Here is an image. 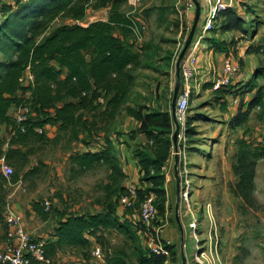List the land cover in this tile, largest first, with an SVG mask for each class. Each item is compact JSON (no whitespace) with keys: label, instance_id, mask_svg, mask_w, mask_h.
I'll list each match as a JSON object with an SVG mask.
<instances>
[{"label":"rangeland","instance_id":"rangeland-1","mask_svg":"<svg viewBox=\"0 0 264 264\" xmlns=\"http://www.w3.org/2000/svg\"><path fill=\"white\" fill-rule=\"evenodd\" d=\"M222 1L237 6L246 22L245 30L221 31L213 21L212 29L200 41L201 55L186 84L191 92L183 120L175 122L172 116L175 88L178 84L179 89L185 86L181 65H176L192 26L195 5L186 20L183 14H187L185 8L190 0H134V5L125 0L121 11L134 17L143 29L139 38L129 34L128 42L138 55L139 64L130 71L129 91L114 115L110 116L109 96L98 89L100 95L94 104L79 107L74 123L64 127L61 122L46 125L44 137L28 144L33 153L23 168L16 169L0 155V166L2 162L12 168L6 178L10 180L13 174L18 177L16 182L6 183L4 217L9 212L20 214L25 229L35 232L30 233L33 238L37 234L50 240L61 218L97 212L108 195L120 214L143 226L133 233V238L108 229L99 242L89 236L84 247L53 246L47 252L48 262L43 264H112L115 252H122L126 264H132L135 261L131 253L137 246L161 249L168 258L167 264H264V160L256 161L251 200L236 197L230 191L237 181L232 165L239 149L263 144L264 105L250 103L258 96L264 103V0ZM14 2L0 0V5ZM209 8L211 4L204 8L202 17L200 12L198 25L205 22ZM108 16L109 7H90L83 21L58 18L52 27L62 23L86 26L106 21ZM206 38L225 41L224 49H215ZM205 54H212L207 68L200 65L204 64ZM85 56L90 60L89 52ZM224 57L240 66L243 79H233L231 85L215 92L210 80L215 73H221ZM203 69L206 75L201 73ZM253 75H257L256 79H252ZM128 109L171 114L167 137L172 147L161 170V186L141 179L139 160L141 156L151 157L150 141L138 131V122ZM39 111L33 106L28 112L34 119L54 116L53 109H45V116ZM9 113L17 117L13 108ZM187 129L190 136L185 135ZM10 137L1 126L0 138L7 143ZM109 144L116 158L115 169L106 164L81 171L71 162L70 157L76 153L89 147L98 148L96 152ZM133 187L135 196L123 206L121 196ZM148 196L153 198L156 214L149 222H143L141 205ZM45 201L50 204L45 210L49 218L43 221L29 211L32 204ZM7 230L6 225H0V236L4 235L0 250L12 243L5 238Z\"/></svg>","mask_w":264,"mask_h":264},{"label":"trees","instance_id":"trees-1","mask_svg":"<svg viewBox=\"0 0 264 264\" xmlns=\"http://www.w3.org/2000/svg\"><path fill=\"white\" fill-rule=\"evenodd\" d=\"M14 1V5H0V15H3L0 22V127L4 126L6 132L11 134L7 143L0 138V155L10 165L21 169L33 153L32 149L27 148L28 144L44 137L46 125L61 122L64 127L74 123L79 107L94 104L93 100L100 95L98 89L109 96L108 104L112 108L110 116L114 115L129 91L130 71L139 64L138 55L128 42L130 32L135 36L133 27L139 25L134 17L121 11L125 0ZM90 7H109L108 19L94 21L86 26L62 23L52 27L58 18L83 21ZM214 22L215 27L221 31L245 30L246 22L236 8L226 7L217 11ZM206 39L215 49H224L225 41ZM87 52L90 53V60L85 56ZM218 91L220 90H215ZM255 103L258 106L264 105L259 96L250 104ZM20 105H27L29 109L34 106L44 116L45 109H53L54 116L34 119L29 113L26 121L17 123L16 117L9 112ZM127 111L138 122V131L150 141L151 157L141 156L139 160L141 179L149 181L153 186H161V170L172 147L171 140L167 137L170 133L171 114L163 110ZM237 118L235 120H238ZM21 127L24 130H21ZM38 127L42 129L41 133L35 130ZM187 131L188 129L185 135L190 136L192 133ZM259 158L264 160L263 144L261 147L251 148L244 145L239 149L232 165L237 177L236 183L230 186L234 196L244 200L252 199L255 166ZM70 159L81 171L106 164L115 169L116 158L110 144L96 152L88 150L76 153ZM17 180L15 174L9 180L0 173V225L3 228L5 186L6 183H14ZM138 193L142 196L140 190ZM110 197L111 195H108L102 203V209L97 212L71 214L61 218L59 224L54 227L51 239L47 238V242L44 240L46 256L48 250L56 245L84 247L90 241L89 236L99 242L108 229L119 230L133 238V233L143 226L120 214L110 202ZM30 209L29 213L32 212L43 221L48 220L44 202L34 203ZM121 255L122 252H115L111 263L126 264ZM131 255L135 261L132 264H167L168 260L164 253H155L141 246H137Z\"/></svg>","mask_w":264,"mask_h":264},{"label":"built area","instance_id":"built-area-1","mask_svg":"<svg viewBox=\"0 0 264 264\" xmlns=\"http://www.w3.org/2000/svg\"><path fill=\"white\" fill-rule=\"evenodd\" d=\"M131 5H134V0H128ZM211 4V9L209 8L208 13L207 10L205 12V22H203L202 26L198 25L194 39L197 37V32L201 31L197 40L191 41L188 49L186 50L184 57L179 63V66L182 69L185 86L179 89L176 108H175V116L178 121H181L185 117V113L188 109V104L190 100V92L191 89L189 85L187 86V82L189 78L194 73L198 56L201 55L199 53V44L200 41L205 37V35L210 32L212 29V23L214 21V16L217 11L222 10L227 6L222 0H200L202 15H204V8ZM213 4V7H212ZM194 2L190 0L185 10H191L193 8ZM187 14H183V17H186ZM200 27V29H198ZM143 29V27H141ZM141 28L138 26L133 27V32L135 37L139 38L141 36ZM210 71L208 72V74ZM243 72L241 71L240 66L235 63L230 57H224L222 64V71L220 74H214L213 79H211V87L212 89L219 90L223 87L232 84L233 79L236 81H240L243 79ZM30 77V76H29ZM252 79H256L257 75ZM14 111H16V122L22 123L28 119L29 115V107L27 105H20ZM21 130H24L21 128ZM35 130L39 133L42 132L41 128H35ZM264 145V137L261 142ZM1 173L8 177L12 173V168L6 163L1 162L0 166ZM136 193V189L129 188L128 192L121 196L120 202L123 206H127L130 204V198L134 197ZM45 210H48L50 204L48 201H45ZM156 214V208L153 203V198L148 196L144 199V202L141 205L140 218L143 222H149ZM4 223L7 227L6 239L11 241L9 245L0 250V264H32L34 262L37 263H47L48 259L45 252V241L43 239L33 238L32 235L25 229L22 224L21 215L15 212H9V214L5 217ZM155 253H161V249H152ZM163 253V252H162Z\"/></svg>","mask_w":264,"mask_h":264},{"label":"water","instance_id":"water-1","mask_svg":"<svg viewBox=\"0 0 264 264\" xmlns=\"http://www.w3.org/2000/svg\"><path fill=\"white\" fill-rule=\"evenodd\" d=\"M194 2V5H195V12H194V18H193V22H192V26H191V29H190V32H189V35H188V38L184 44V47L183 49L181 50L180 54H179V57H178V61H177V65L176 66H179V63L180 61L182 60V58L184 57V54L186 52V50L188 49L193 37H194V34H195V30L196 28L198 27V23H199V20H200V12H201V8H200V4L197 0H192ZM179 84L176 86L175 88V92H174V100L175 102L173 103V120L175 122H177L176 120V116H175V108H176V99H177V96H178V92H179ZM177 134H178V130H176L173 134V142L175 143L176 142V138H177Z\"/></svg>","mask_w":264,"mask_h":264},{"label":"crops","instance_id":"crops-1","mask_svg":"<svg viewBox=\"0 0 264 264\" xmlns=\"http://www.w3.org/2000/svg\"><path fill=\"white\" fill-rule=\"evenodd\" d=\"M227 5H228V7L236 8L237 12L239 13V9L237 8V6H233V4L230 3V2L227 3ZM189 11H191V10H189ZM189 11H186L187 15H186V17H184V19H186V20H187V17H188V15H189ZM202 61L204 62V64H200V65H202L203 68H207V65L210 64V61H212V54H210V55L205 54V55L203 56V58H202ZM200 65H199V67H200ZM199 70H200V69H199ZM197 72H198V71H197ZM201 73H204L205 75L207 74V72H205L204 69L201 71ZM93 138L95 139V135H93ZM97 149H98V148H90V147H89V149L87 148L86 151H88V150H90V151H94V150H97ZM13 209L17 210L15 206L13 207ZM26 230H27V229H26ZM27 231H28V230H27ZM31 231H32V232H31ZM31 231H28V232L31 233V234H34V233H35L33 230H31ZM1 234H2V233H0V235H1ZM40 237H42V236H41V235L39 236V235L36 234V238H40ZM3 238H4V235L0 237L1 240H2ZM5 238H6V237H5Z\"/></svg>","mask_w":264,"mask_h":264},{"label":"clouds","instance_id":"clouds-1","mask_svg":"<svg viewBox=\"0 0 264 264\" xmlns=\"http://www.w3.org/2000/svg\"><path fill=\"white\" fill-rule=\"evenodd\" d=\"M202 12V11H201Z\"/></svg>","mask_w":264,"mask_h":264}]
</instances>
